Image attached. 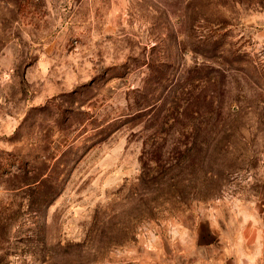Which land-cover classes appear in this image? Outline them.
I'll list each match as a JSON object with an SVG mask.
<instances>
[{
    "label": "rangeland",
    "instance_id": "374dc122",
    "mask_svg": "<svg viewBox=\"0 0 264 264\" xmlns=\"http://www.w3.org/2000/svg\"><path fill=\"white\" fill-rule=\"evenodd\" d=\"M262 206L264 0H0V264H199Z\"/></svg>",
    "mask_w": 264,
    "mask_h": 264
},
{
    "label": "crops",
    "instance_id": "0c3cea01",
    "mask_svg": "<svg viewBox=\"0 0 264 264\" xmlns=\"http://www.w3.org/2000/svg\"><path fill=\"white\" fill-rule=\"evenodd\" d=\"M254 222L243 227L237 239L234 235L232 240L207 243V250H213L214 253L200 259L199 264H264V206L256 210ZM250 227L253 228V234L247 231Z\"/></svg>",
    "mask_w": 264,
    "mask_h": 264
}]
</instances>
